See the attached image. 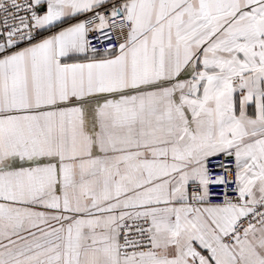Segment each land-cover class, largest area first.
Returning <instances> with one entry per match:
<instances>
[{
    "label": "snow or ice",
    "instance_id": "snow-or-ice-1",
    "mask_svg": "<svg viewBox=\"0 0 264 264\" xmlns=\"http://www.w3.org/2000/svg\"><path fill=\"white\" fill-rule=\"evenodd\" d=\"M0 264H264V0H0Z\"/></svg>",
    "mask_w": 264,
    "mask_h": 264
}]
</instances>
